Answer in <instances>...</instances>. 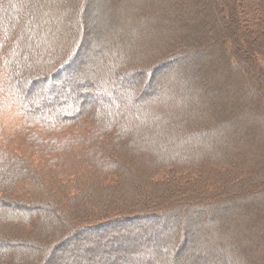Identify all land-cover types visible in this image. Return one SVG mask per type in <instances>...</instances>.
<instances>
[{
    "label": "trees",
    "instance_id": "1",
    "mask_svg": "<svg viewBox=\"0 0 264 264\" xmlns=\"http://www.w3.org/2000/svg\"><path fill=\"white\" fill-rule=\"evenodd\" d=\"M61 1L54 10L71 15L72 0ZM130 1L110 0L107 12L97 6L102 21L111 20L107 29L122 28L119 43L125 44L95 47L88 68L98 91L121 98L111 108L75 111L68 97L54 108L49 102L55 96L49 102L32 99L35 81L46 79L44 67L54 68L51 82L72 59L79 61L86 42H76L69 30L80 23L59 18L54 24L68 29L57 37L39 36L37 25H22L18 8H9H28L35 0H0V114L12 110L23 119V134L39 156L27 160L4 143L0 150V264H46L40 250L47 248L49 221L67 231L50 242L52 249L69 234L140 215L150 221L173 217L163 228L171 230L151 255L140 251L123 264H149L177 243L171 264H187L183 260L191 257L264 264V116L254 118L256 128L245 122L254 103L264 115V0H227L234 3L230 9L225 0H139L140 8L160 13L135 20L131 7L119 18ZM213 2L222 24H206V32H218L217 48L209 52L198 26L211 15ZM62 39L74 47L66 50ZM193 43L204 50L194 51ZM39 51L45 54L38 57ZM165 62L180 64L175 76L144 98L138 90L143 73ZM97 66L108 72L97 75ZM67 129L73 133L63 135Z\"/></svg>",
    "mask_w": 264,
    "mask_h": 264
},
{
    "label": "rangeland",
    "instance_id": "2",
    "mask_svg": "<svg viewBox=\"0 0 264 264\" xmlns=\"http://www.w3.org/2000/svg\"><path fill=\"white\" fill-rule=\"evenodd\" d=\"M60 1V6L62 3L61 0H35L36 4H32L31 6H28V8H25L23 6L17 7V3H13L11 7L12 10L15 8H18V11L15 9V16L17 20H20V23L22 25L29 24L30 26L37 25V32L38 35H42L43 33L47 34H53L55 37H57V33H61L63 27L68 29L66 24H54V21L59 18H63V20H67L68 24L73 20L80 23L78 24L77 29L72 28L71 33L72 35H77V41L78 38L82 37L85 40L86 46L82 47L80 49V59L75 60L72 59L70 62V66L67 67L65 71H62L56 78L53 79V81H50V73L53 67L50 69H46L48 67H44V70H42V74L46 75V79H41L35 81V86L33 92V99L35 102H39L40 100L43 102H49L50 99L55 96L54 101L49 102L50 106H57L55 103L56 101H62L65 100L68 97V102L72 103V109L77 111L80 108H87V106L97 109V106H105V108H111L113 107L114 102L118 101L121 97L119 93L114 92L111 94V92H107L105 90H100L95 86V82L91 80L92 75H90L89 69L92 64L95 62L93 61L94 58V48L97 46L103 47V44L106 45V42H109L111 45V48L114 46H118V49L120 46L125 44V40L120 41V37L123 39L124 35H122V28H118V24H115L112 26V29H107L109 23L111 20L106 17L105 22L102 21V14L96 12L97 6L100 5L102 7L101 12L108 11V5L110 0H72L71 5L73 13L71 15H68L64 17L65 15L61 14L59 15L57 9L54 10V7H57V3ZM104 1V2H103ZM139 0H132L128 4H124L125 10L124 14L121 16L119 11V18L125 17L130 13V8L134 7V15L135 20L139 19L142 15L144 20H147V16L153 17V14L158 12L160 13V10L157 9V11H154L153 8H140L138 5ZM187 0H182L181 3H186ZM224 6L230 9V4L234 5V3H231L227 0L223 1ZM230 3V4H229ZM23 4V3H22ZM215 6H214V5ZM198 8V7H197ZM211 15L209 18H206L205 21L203 19L199 20V26L198 28H201V35L206 38V43L204 48L212 52V46L217 48L216 43V36L218 34L217 30L213 27L210 28L209 32H206V24L208 22H212L214 19L217 24L221 22V16L219 9L217 8V3L213 2L211 7ZM214 8V9H213ZM49 10V11H47ZM94 11L96 13H94ZM106 11V12H107ZM170 11V8L164 9L162 11L168 13ZM206 11V8L202 7L198 13L202 14ZM225 12V11H224ZM230 12V10H228ZM157 13V14H158ZM211 17V19H210ZM152 19V18H151ZM114 21H118V17H115L113 19ZM134 20V21H135ZM150 20V19H149ZM72 21V22H73ZM102 21V23H101ZM102 24V25H101ZM220 24V25H221ZM66 25V26H65ZM220 25L218 26V29L220 30ZM199 30V29H198ZM235 30H239L237 25H235ZM64 31V30H63ZM62 31V32H63ZM125 31V30H124ZM206 32V33H205ZM168 38H172L170 36H167ZM174 38V37H173ZM57 39V38H56ZM72 39V38H71ZM63 40V39H62ZM168 40V39H167ZM68 41L64 39L62 41L63 45H66V50H70L73 48V44H68ZM192 43V42H191ZM76 44V43H74ZM195 44V43H193ZM199 45V44H198ZM195 44L193 49L194 51H197L198 49H203L202 46H198ZM110 48V49H111ZM138 48V47H137ZM260 49V48H259ZM189 50V49H187ZM204 50V49H203ZM202 50V51H203ZM133 52H137V49L134 48ZM42 54H45V52L39 51V54L37 53L38 57L43 56ZM70 54V53H69ZM70 56V55H69ZM103 56V55H102ZM216 56L218 54L216 53ZM68 57V56H67ZM106 54L101 57V61L103 63H106L105 58H107ZM62 60V64L64 63V59ZM56 63V62H55ZM168 62H165L163 65H159L154 68L153 70H145V73H143V80L141 81V86L138 89L140 92V95H142L144 98L154 96V92H156V88L158 85L168 86L170 78L175 76V72L173 70L179 69L180 64H175L174 62L169 63V65H165ZM53 66V65H52ZM59 67V66H58ZM89 68V69H88ZM96 70L97 75H105L108 70L104 67H98L94 68ZM51 70V71H50ZM0 72H2V67L0 65ZM150 73V74H149ZM31 81H34L35 76H31ZM52 79V78H51ZM146 80V83L144 84ZM144 84V85H142ZM247 84V82H246ZM77 90V91H75ZM251 94V93H250ZM139 95V97H140ZM66 97V98H64ZM32 98V97H31ZM109 100H108V99ZM116 99V100H115ZM101 100V101H100ZM139 100V99H138ZM60 101V102H61ZM58 104V103H57ZM252 110V116H248L249 118L245 120L247 122L248 128L257 127L254 121L258 120L259 118H263L264 115L260 112L261 108L259 109L258 105L254 103L251 107ZM256 118V120H254ZM24 121L22 118H18L15 115V112L12 110L4 111L2 114H0V150L2 148L3 143L5 146L10 149L11 151L16 152L20 156L26 158L27 160L34 161V159L38 160L39 156L33 152L29 147V143L27 142V137L24 136ZM26 126V125H25ZM28 128L40 131L39 127L37 126H27ZM240 128L245 129L240 126ZM258 129V128H257ZM73 133V129H67L63 135L65 134ZM203 153H208V151H205ZM32 157V160H31ZM34 158V159H33ZM148 159L149 158H144ZM33 162V163H34ZM37 164V163H35ZM235 193L237 190L234 191ZM229 198V197H227ZM145 202V204L149 203L150 200L147 202V199L142 200ZM154 204V203H152ZM142 216V215H140ZM137 216L134 218L135 220L133 222H130V218H127L124 220H118V221H112L111 226H109L107 229L102 228L103 230L99 231H80L77 235L75 233L69 234L66 236L65 239H63L61 242L55 246V248L50 249V242L52 243L54 239L62 236L67 231H65L66 227H62V225H58V223L49 221L48 223V233L45 237V244L46 247H43L42 250H40L43 256L47 258L46 264H123L127 262L130 259L136 258V256H139L140 251L147 252L149 255L150 251L155 250L157 246L160 245V243L166 240L167 233L171 229H166L164 231L163 228L167 226L168 222H172L173 217L169 216H161V218H154L150 221V218L147 217H140ZM157 219V222H156ZM50 220V219H49ZM147 220V221H146ZM178 228L181 229V222L177 221ZM191 240H194V237L192 236ZM178 244V243H177ZM175 245L174 248H171V252L174 253L176 246L179 247V245ZM194 244L191 243V245ZM46 249V250H45ZM160 251V250H159ZM48 252V253H47ZM167 251L160 252L158 254L156 260L148 259L149 264H171L173 262V258L175 256ZM172 254V255H171ZM180 254V253H179ZM184 254H188V252L183 253L181 257ZM204 255V252H201L199 255ZM178 256V255H176ZM145 259V258H144ZM189 258H187L188 260ZM215 259V258H214ZM214 259L208 258L204 259L203 257L198 258H192L191 261H186L187 264H215L217 262L214 261ZM178 262V261H177ZM182 262V261H181ZM178 262L177 264L181 263ZM224 263H227L226 260L223 261ZM186 264V263H185Z\"/></svg>",
    "mask_w": 264,
    "mask_h": 264
}]
</instances>
